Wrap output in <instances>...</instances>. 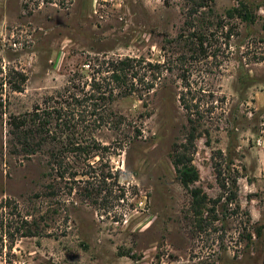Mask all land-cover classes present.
Here are the masks:
<instances>
[{
  "label": "rangeland",
  "instance_id": "obj_1",
  "mask_svg": "<svg viewBox=\"0 0 264 264\" xmlns=\"http://www.w3.org/2000/svg\"><path fill=\"white\" fill-rule=\"evenodd\" d=\"M168 1L0 0V76L8 82L0 92V202H16L41 233L5 248L0 264H264V0H207L192 19L189 0ZM243 6L251 23L229 16ZM183 30L189 45L167 43ZM181 56L184 67L173 65ZM117 58L173 67L151 93L112 105L121 124L96 134L107 151L92 162L111 177L61 182L46 197V158L11 154L10 115L62 91L85 64ZM178 67L204 115L192 156L198 180L188 190L172 163L188 132ZM13 71L27 78L23 93L10 90ZM218 151L233 163L238 211L215 179ZM194 189L209 201L199 214Z\"/></svg>",
  "mask_w": 264,
  "mask_h": 264
},
{
  "label": "trees",
  "instance_id": "obj_2",
  "mask_svg": "<svg viewBox=\"0 0 264 264\" xmlns=\"http://www.w3.org/2000/svg\"><path fill=\"white\" fill-rule=\"evenodd\" d=\"M53 3L56 0H43ZM164 5L169 7L168 0H162ZM192 6L187 10L189 19L196 16L203 9H207V0H189ZM63 3V0H62ZM63 5V4H61ZM60 5V6H61ZM245 10V11H243ZM236 15L242 20L251 23L252 18L242 7L229 12V16ZM193 20L186 22L185 29L193 27ZM184 30L175 39L168 41L170 45L183 41ZM194 40V41H193ZM188 44V40H184ZM190 45L195 56L199 55L203 44V35H191ZM196 41V42H195ZM189 45V44H188ZM186 59L181 56L175 64L184 67ZM169 62L153 64L143 59L117 58V59H96L95 62L87 63L82 70L83 74H75L69 80L66 87L51 96L43 99L41 105H36L31 112L22 115H10L8 120V137L11 154L20 155L26 159L42 155L46 158L47 174L49 182L46 186V197H56L57 186L61 182L71 185V179L88 178L91 180L100 179L105 182L111 176L105 172L96 174L92 168L93 159L107 151L97 139L96 134L103 129H119L121 124L119 117L112 112V105L118 99H125L134 95H147L156 86V82L163 77V72H171L168 68ZM175 67V66H174ZM180 72L183 91L180 93V104L187 113L188 132L185 142L175 150L172 163L175 173L185 189L198 180V174L192 166V156L196 151V140L199 136L200 123L204 115L197 104L188 96L192 89L182 68ZM10 84L12 93H23L27 78L20 72L13 71ZM0 75L2 70L0 69ZM6 82L0 76V92ZM1 99V98H0ZM212 165L215 179L223 195H227L225 203L227 206L237 205L236 184L237 177L233 163L221 151L212 155ZM83 166V167H82ZM77 167L82 170L90 169L80 174ZM86 173V174H84ZM59 182V183H55ZM71 193V187L69 188ZM192 198L194 213H200L207 207L209 201L199 189L189 191ZM35 198H38L36 196ZM216 203V202H215ZM218 204L221 203L219 200ZM237 211L239 209L238 206ZM237 212H234L236 215ZM41 235L38 226L31 222L28 217L19 212V207L13 200L0 202V256L6 248L12 251L17 240L32 238ZM261 230L255 231L259 239ZM248 241H252L248 237ZM5 243H9V246Z\"/></svg>",
  "mask_w": 264,
  "mask_h": 264
}]
</instances>
